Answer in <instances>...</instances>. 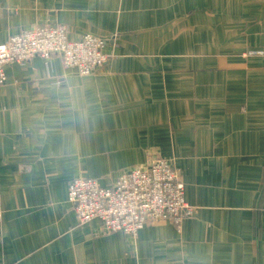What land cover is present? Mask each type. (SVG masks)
I'll return each instance as SVG.
<instances>
[{
  "label": "crops",
  "instance_id": "crops-1",
  "mask_svg": "<svg viewBox=\"0 0 264 264\" xmlns=\"http://www.w3.org/2000/svg\"><path fill=\"white\" fill-rule=\"evenodd\" d=\"M55 24L104 37L109 59L86 77L57 57L6 67L0 264H264V57L242 56L264 48V0H0V41ZM158 156L194 210L180 230L126 245L78 223L71 179Z\"/></svg>",
  "mask_w": 264,
  "mask_h": 264
},
{
  "label": "built area",
  "instance_id": "built-area-1",
  "mask_svg": "<svg viewBox=\"0 0 264 264\" xmlns=\"http://www.w3.org/2000/svg\"><path fill=\"white\" fill-rule=\"evenodd\" d=\"M106 44L104 37L88 33L73 40L62 24L22 30L0 41V85L7 66L22 65L36 57L44 61L57 57L63 69L80 77L93 75L109 59ZM251 55L264 57V48L242 56ZM181 175L171 160L160 157L119 173L108 185L93 178H73L67 197L79 224L96 219L102 232L134 239L148 224L168 222L180 230L183 221L192 216L194 210L184 199Z\"/></svg>",
  "mask_w": 264,
  "mask_h": 264
},
{
  "label": "rangeland",
  "instance_id": "rangeland-1",
  "mask_svg": "<svg viewBox=\"0 0 264 264\" xmlns=\"http://www.w3.org/2000/svg\"><path fill=\"white\" fill-rule=\"evenodd\" d=\"M67 26V25H66ZM78 76V75H77ZM80 77V76H79ZM157 158H160L159 156L157 157ZM116 172V171H115ZM115 172H113V173H115ZM113 173H111V174H113ZM160 223H167V222H155V223H151V224H148L146 227H150V226H153V225H156V224H160ZM93 236L94 237H109L110 236V234L109 233H104V232H102L101 231V229H99V231H96L94 234H93ZM132 240L130 239V238H125V239H122V242L124 243V244H128V243H130Z\"/></svg>",
  "mask_w": 264,
  "mask_h": 264
}]
</instances>
